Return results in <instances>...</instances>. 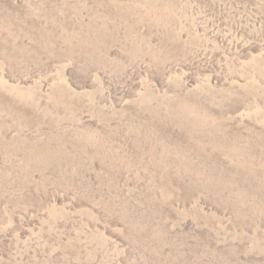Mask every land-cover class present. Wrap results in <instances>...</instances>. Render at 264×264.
Instances as JSON below:
<instances>
[{
	"label": "rangeland",
	"instance_id": "1",
	"mask_svg": "<svg viewBox=\"0 0 264 264\" xmlns=\"http://www.w3.org/2000/svg\"><path fill=\"white\" fill-rule=\"evenodd\" d=\"M0 264H264V0H0Z\"/></svg>",
	"mask_w": 264,
	"mask_h": 264
}]
</instances>
